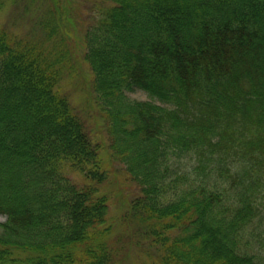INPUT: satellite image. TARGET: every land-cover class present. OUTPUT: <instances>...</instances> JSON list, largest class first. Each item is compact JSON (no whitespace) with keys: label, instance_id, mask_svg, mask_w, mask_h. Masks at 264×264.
Returning <instances> with one entry per match:
<instances>
[{"label":"trees","instance_id":"obj_1","mask_svg":"<svg viewBox=\"0 0 264 264\" xmlns=\"http://www.w3.org/2000/svg\"><path fill=\"white\" fill-rule=\"evenodd\" d=\"M60 2L38 33L0 25V264H115L104 146L60 87ZM95 4L81 46L109 156L140 187L128 221L159 264H264V0Z\"/></svg>","mask_w":264,"mask_h":264},{"label":"rangeland","instance_id":"obj_2","mask_svg":"<svg viewBox=\"0 0 264 264\" xmlns=\"http://www.w3.org/2000/svg\"><path fill=\"white\" fill-rule=\"evenodd\" d=\"M22 8L16 6L12 0H0V25L19 34L38 33L35 19L40 9L49 0H32L31 7L24 11V1L17 0ZM61 9L65 10L70 23L67 27L68 40L72 50L71 60L74 67L61 80V91L65 93L85 121L89 134L103 143L102 157L107 170L106 179L98 183L99 188L106 192L108 197V217L112 224L110 244L114 248L115 264H159L158 254L148 241L144 240L134 223L127 218L131 200L140 192V187L125 171L123 164L109 156L107 145L110 139L107 136L105 120L101 116L90 86L92 73L89 65L83 59L81 35L88 22L91 12L95 9V0H61ZM130 100H147L149 96L142 90L128 92ZM94 97V98H93ZM69 177L78 183L86 180L76 171H69ZM220 182L227 186V183ZM5 215L0 214V222ZM250 238L252 250L261 251L264 255V220Z\"/></svg>","mask_w":264,"mask_h":264}]
</instances>
